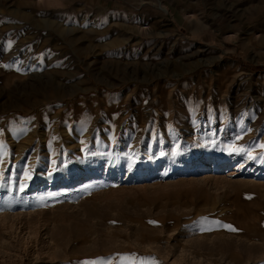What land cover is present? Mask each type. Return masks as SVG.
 <instances>
[{
    "label": "rangeland",
    "instance_id": "obj_1",
    "mask_svg": "<svg viewBox=\"0 0 264 264\" xmlns=\"http://www.w3.org/2000/svg\"><path fill=\"white\" fill-rule=\"evenodd\" d=\"M262 145L264 0H0V264H264Z\"/></svg>",
    "mask_w": 264,
    "mask_h": 264
},
{
    "label": "snow or ice",
    "instance_id": "obj_2",
    "mask_svg": "<svg viewBox=\"0 0 264 264\" xmlns=\"http://www.w3.org/2000/svg\"><path fill=\"white\" fill-rule=\"evenodd\" d=\"M262 147H264V145H262ZM226 227H229V226H226Z\"/></svg>",
    "mask_w": 264,
    "mask_h": 264
}]
</instances>
